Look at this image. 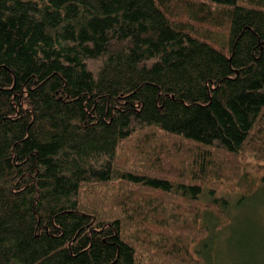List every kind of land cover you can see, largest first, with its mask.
I'll use <instances>...</instances> for the list:
<instances>
[{"label":"trees","instance_id":"16d2710c","mask_svg":"<svg viewBox=\"0 0 264 264\" xmlns=\"http://www.w3.org/2000/svg\"><path fill=\"white\" fill-rule=\"evenodd\" d=\"M263 162L264 0H0V264H247Z\"/></svg>","mask_w":264,"mask_h":264},{"label":"rangeland","instance_id":"374dc122","mask_svg":"<svg viewBox=\"0 0 264 264\" xmlns=\"http://www.w3.org/2000/svg\"><path fill=\"white\" fill-rule=\"evenodd\" d=\"M96 64H93V66H95ZM264 165V162L262 163ZM255 162L254 159L251 156H247L246 159V163H245V168L246 170H248L252 175H255V173L257 172L256 169L254 168ZM228 189V188H226ZM222 194V193H221ZM222 195H226L230 201H233L235 199V197L238 195L237 191L235 193L233 192H227V190H225L223 192ZM232 203V202H231ZM233 204V203H232ZM255 205H257V203L254 200H250L248 202H244L243 205H237V207H235V210H233V205H232V211L230 212V217H235L239 220H242V222H244L246 224V226H248V230H251L252 232H254L257 236V240H258V245L257 247H260V249L262 250V245L264 244V242H262L260 236L257 233H260V231H264V215L260 212V211H264V207L259 205L258 208H255ZM261 207V208H260ZM235 213V214H234ZM243 216L245 217L243 220ZM235 221V220H233ZM248 223V224H247ZM239 227L240 224H238ZM240 230V229H239ZM225 231H223L219 238H217L216 241V245H215V249L217 250V257L219 258L218 261L219 263H223V264H237L239 262V259L241 258V252L245 251L246 248H242L240 250V253L238 255H236L234 250H237V247H235L234 244H232V241L227 242L228 246H221V244L219 243L222 239V234H224ZM226 236V235H224ZM239 237H242L241 234L238 235ZM244 247H246L245 245H243ZM226 248L228 249H233L231 251V254H228V252L226 251ZM250 249H246L251 250ZM258 250V249H257ZM221 252V253H220ZM233 253V254H232ZM234 255V257H232ZM252 257V259H250L247 264H264V251L262 252H257V255L255 254L254 256H250ZM248 260V259H245Z\"/></svg>","mask_w":264,"mask_h":264}]
</instances>
